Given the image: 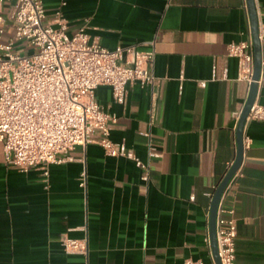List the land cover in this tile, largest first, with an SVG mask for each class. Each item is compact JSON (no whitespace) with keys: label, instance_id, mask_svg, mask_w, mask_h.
Wrapping results in <instances>:
<instances>
[{"label":"crops","instance_id":"1","mask_svg":"<svg viewBox=\"0 0 264 264\" xmlns=\"http://www.w3.org/2000/svg\"><path fill=\"white\" fill-rule=\"evenodd\" d=\"M42 1L46 21L61 10L68 35L83 26L108 49L154 52L152 84L128 83L123 104L100 85L95 100L116 117L112 141L145 161L148 139L140 133L148 132L160 156L144 182L131 160L105 154L95 133L44 176L39 167L22 172L6 164L0 142V264L211 262L210 203L235 159L238 115L249 93L238 59L226 56L228 43L251 39L246 0ZM254 2L264 22V0ZM12 34L8 21L4 39ZM243 140L242 162L220 206L233 210L236 262L264 264V120L248 119ZM64 237L85 239L86 252L66 253Z\"/></svg>","mask_w":264,"mask_h":264},{"label":"built area","instance_id":"2","mask_svg":"<svg viewBox=\"0 0 264 264\" xmlns=\"http://www.w3.org/2000/svg\"><path fill=\"white\" fill-rule=\"evenodd\" d=\"M8 21L13 34L4 39ZM67 29L61 10L46 21L42 0H0V142L4 162L22 172L39 167L47 176L50 165L63 162L70 150L85 147L98 133L94 142L105 154L131 160L140 170V179L148 182L151 160L160 156L150 134L140 133L148 139L145 161L124 143L112 141L110 125L116 117L96 102L95 89L110 86L113 100L123 104L128 83H153L148 68L154 52L140 51L134 45L108 49L92 40L83 26L72 35ZM258 37L263 46L264 22L258 23ZM20 44L31 49L20 50ZM226 56L238 59L239 78L250 85L251 39L228 43ZM248 119L264 120V104L255 101ZM232 214V209L224 210L219 204L216 239L220 264H238ZM61 243L68 254L86 252L85 239L64 237ZM183 264L216 263L188 258Z\"/></svg>","mask_w":264,"mask_h":264},{"label":"water","instance_id":"3","mask_svg":"<svg viewBox=\"0 0 264 264\" xmlns=\"http://www.w3.org/2000/svg\"><path fill=\"white\" fill-rule=\"evenodd\" d=\"M246 6L249 16L250 22V33H251V41L253 44V74H252V82L249 85V93L244 103V106L239 114L237 126H236V143L237 150L236 156L226 174L216 187L209 208V241L212 252L213 260L216 264H220V259L218 257V247H217V239H216V219L218 207L223 195V192L231 181L235 173L237 172L243 158L244 153V127L247 122V116L249 114L250 108L256 100L257 92H258V81L261 73V62H262V45L260 43L258 37V17L255 7L254 0H246Z\"/></svg>","mask_w":264,"mask_h":264}]
</instances>
